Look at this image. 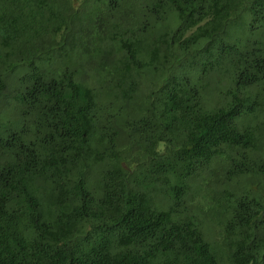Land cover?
I'll return each mask as SVG.
<instances>
[{
  "label": "trees",
  "instance_id": "1",
  "mask_svg": "<svg viewBox=\"0 0 264 264\" xmlns=\"http://www.w3.org/2000/svg\"><path fill=\"white\" fill-rule=\"evenodd\" d=\"M0 264H264V0H0Z\"/></svg>",
  "mask_w": 264,
  "mask_h": 264
}]
</instances>
